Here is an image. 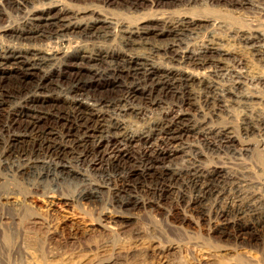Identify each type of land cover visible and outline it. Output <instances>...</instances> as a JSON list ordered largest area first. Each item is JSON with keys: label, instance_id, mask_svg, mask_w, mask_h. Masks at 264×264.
<instances>
[{"label": "bare ground", "instance_id": "6f19581e", "mask_svg": "<svg viewBox=\"0 0 264 264\" xmlns=\"http://www.w3.org/2000/svg\"><path fill=\"white\" fill-rule=\"evenodd\" d=\"M14 1L15 7L25 9L22 11L25 15L0 28V122L5 131L4 141L0 136V145L3 143L6 155L10 158L30 154L50 156L53 169L67 176H80L65 164L71 156H78L77 162L100 156L91 160L92 165L108 156L118 173L117 179L113 174L116 186L111 183L103 186L81 177L88 182L80 197L96 196L103 190L117 196L137 193L142 185L146 194L158 200L168 199L170 194L178 195L185 202L183 210L191 206V210H200L201 215L207 199L214 197L215 204L207 215L204 213L211 221L209 228L213 232L224 235L230 232L237 239H244L254 238L260 229L264 230V194L258 188L250 190L252 181L231 174V169L217 163L212 168L204 166L197 154L193 157L191 152L184 167L168 164L179 154L187 157L185 146L190 136L202 137L211 149L221 147L239 154L264 151V137L261 144L245 143L241 152L236 145L243 144L245 139L241 140L234 124H206L209 115H215L217 108L224 107L236 94L231 92L233 89L219 92L209 78L192 72V69L216 73L237 71L234 75L240 78V71H255L258 65L264 68V0H96L98 4L84 7L68 0ZM115 3L121 4L117 8L124 7L125 14L117 16L110 12L109 7ZM170 5L177 9L164 8ZM205 27L213 29V34L206 35L200 46H192L194 41L190 45L193 35ZM155 59L169 63H157ZM99 79L100 84L112 88H107L106 93L100 91L103 86ZM140 80L148 87L141 88ZM197 84L200 91L194 95L191 88ZM178 86L184 90L185 98L179 95ZM64 90L66 94H62ZM161 92L171 93L176 104L180 101L179 106L167 108L165 104L169 102H165ZM250 94L240 96L252 98ZM238 102L242 103V99ZM153 108L160 111V116L148 122L146 129L132 131L129 119H145L146 111ZM258 116L264 136V116ZM253 124L251 118H245L241 128L248 132ZM211 138L217 140L212 143ZM136 145L140 149L132 153ZM33 166L41 167V160L35 158L16 172L25 175L26 169ZM49 171L47 174L51 175ZM6 182L0 176V186L7 187ZM183 185L187 190L192 188V197L182 192ZM38 196H31L32 203L38 207L61 204L70 208L76 202L72 197L58 194L46 197L47 200ZM112 212L101 214L99 229L110 231L115 230V225L118 229L134 226L132 216H125L121 210L116 215ZM176 245L163 244L157 250L164 257Z\"/></svg>", "mask_w": 264, "mask_h": 264}, {"label": "rangeland", "instance_id": "374dc122", "mask_svg": "<svg viewBox=\"0 0 264 264\" xmlns=\"http://www.w3.org/2000/svg\"><path fill=\"white\" fill-rule=\"evenodd\" d=\"M13 1L14 0H0V28L11 23L13 18L14 20H20L22 14L23 16L25 15V13H22L25 9H18L14 6L15 4L13 5ZM68 1L70 4H74L78 7L98 4L96 0ZM117 4L118 3H115L110 6L109 10L117 16H122V14H125V9L124 7L121 8V6L120 8H117V6L121 5ZM172 6L173 5H170L164 8H168V10L177 9L176 6ZM158 9L160 10V8H157V10ZM218 9H220V7L216 8V10ZM141 10V12H145L144 9ZM210 34H213V29L205 27L201 29L200 33L196 32L193 35V39L196 38L195 40L192 39L188 42L190 45L195 42L192 44L194 47H197V45L200 46ZM106 44H108V42H106ZM155 62L161 64L169 63L168 60L157 61L156 59ZM175 64L176 63H173V65ZM256 64L258 65L257 62L255 63V66H257ZM179 66L182 67L183 64H180ZM183 67L186 66L184 65ZM258 67H256L255 71H240L243 73V75L241 73L240 78L239 76H236V74L234 75L237 71H219L216 73L215 71L208 72L207 69H192V72L195 71V74L209 78V80L218 86L219 92H222L225 89H233L234 91L232 90L231 92H235L234 94L237 95H235V97L231 100H228V102H225V111L224 107L221 108L220 106L217 108L218 111L215 115H209L211 118L209 117L206 124L209 126H216V123L234 124L237 134L241 135V140H247H243V144L240 142L236 145V148L241 152L243 151V146H246L248 142H251L252 144L256 143L255 145L258 143L261 144V140L264 137L261 133V118L258 116L259 114L262 115V117L264 116V68L259 65ZM205 74L207 75L205 76ZM210 77L213 79H210ZM101 82L102 81L100 80L99 84ZM126 83H129V81H126ZM139 83H142L141 88L148 87V84L142 80H140ZM62 84L65 83L62 82ZM100 86L103 85L100 84ZM107 88L111 89L112 87L103 86L100 88V91L102 90L103 93H106L108 90ZM191 89L193 90L194 95H196V93L198 94L196 91H200V86L194 85ZM177 90L179 95L185 98V92L180 89V86H178ZM62 94H66V91L62 92ZM167 94L169 95H165L162 92L160 93V95L165 96L162 97L165 102H169L165 104L167 108L169 105L175 106L180 103L179 101V103L176 104L175 102L177 100L172 97L173 95L168 92ZM249 94L252 98L245 97L244 99L240 96H248ZM240 98L242 99V103L238 102H241ZM243 102H250V104ZM153 109L154 110H148L149 112L146 111L147 116H145V119L135 117L130 119L127 118L129 119L128 125L130 126V129L137 132L144 127L146 129L149 125L148 122L154 121L155 118L160 116V111L155 108ZM192 112L194 115L196 114L195 111ZM217 114H220V116ZM214 117L216 119H214ZM245 118H251L254 121V126L251 127L248 132H244L241 128ZM210 122L211 124H209ZM137 124L140 125V129ZM1 125H3V122H0V136L3 139L5 131ZM135 127L137 129H135ZM211 139L212 140L209 141L212 143L217 140L214 138ZM186 142L187 144L184 146L187 148H185V152L187 153L188 158H184L182 154H179L174 156L172 158L173 161L168 162V164H176L177 166L175 165L174 167H184L188 164L186 160H189V153L191 152L193 157L197 154L195 156L197 158L199 157L204 166L212 168L216 165V163L217 165L226 166L229 170L231 169L229 171L231 174L240 176L250 181V183L252 181V185L249 187L250 190L251 188L252 190H256V188H258L257 190L263 192L264 194V151L260 152L255 150L253 153L245 152L243 154H239V152L222 150L220 147L221 145H219L220 148L211 149L208 145H206L207 142L205 139L203 140V138H200L199 136H190L189 141ZM1 145L0 162L2 164L0 163V166L2 167H0V176L7 181V187L0 186V264H107L105 261L108 262L109 260L108 264H264V230L260 229L258 236L254 238L247 237L244 239H237V236H234L235 234L233 233L229 232L224 235L223 232L216 231L215 233L209 228L211 227V221L208 219L209 217H206L205 215H207L208 210L215 204L214 197L207 199L205 203L206 211H203L205 215L204 213L201 215L200 210H198L196 206V209L194 210L190 209L191 206L189 209H186L188 211L183 210L182 204L185 202H181L177 194V196H175V194H170L171 196H168V199H166L167 197L161 200L155 199V196L153 197V195L148 193L147 195L143 191L144 186L142 185H140V190L138 191L139 193L133 191L128 194L125 192L118 193L117 196L114 194L111 195L108 190H103L100 192L101 194L99 193L96 196L89 195L87 197L86 195L85 197H80L82 192L85 193V189L87 187L85 184L88 182L82 181L83 178L81 177L88 178L92 182L100 183L103 186H108L106 185L107 183H111V186H116L113 182L118 178V173L115 168H113L114 165L111 164L108 156H106L102 162H97L95 165H92L93 162L91 160L100 159V156H96L97 158H90L87 161L81 160L78 162V156H71L74 158L67 159V162L70 160L69 164L66 161L65 164L74 168L73 170L77 171L80 176H67L57 173V171L53 169L51 166L52 160L50 156L45 155V157L44 155H40V157H37L30 154L29 156L24 157L11 155L12 158H10V156L5 154L3 143ZM258 147L261 150L263 149L262 145H258ZM139 149L140 146L136 145L133 147L132 153L137 152ZM29 158H32L31 160H34L35 158L41 160V167L46 166L44 167L46 170L43 167L33 166L32 168L28 167L26 169L25 175L19 171L16 172L18 167L31 161ZM7 164H9V168H7ZM4 169L6 170L4 171ZM48 170L52 171H49L52 173L51 175L47 174ZM41 172L43 173L41 174ZM113 174L116 175V179H114L115 175ZM260 187H262L261 189L263 190H261ZM181 190L183 193L185 192L184 194L187 193V197H192L194 195L192 188H188L187 190V188L183 185ZM57 194L72 197L76 199V202L72 207L68 208L61 204L57 206H45L44 204H41L42 207H40V205L38 207L31 201V196L36 197L39 195L38 197L47 200L48 198L46 197H50V195L57 196ZM26 196L28 198H26ZM147 196L149 200L146 199ZM25 207L29 208L28 211ZM120 210L125 216L128 215L127 217L132 216L134 218V226L126 229H118L115 225V230L110 231L102 228L99 229L97 224L100 223L99 217L101 219V214L106 212H112L115 214ZM213 213L214 211L212 214ZM199 216L201 217L199 218ZM202 217L204 218L202 219ZM211 218L213 220V216ZM206 224H209V226ZM227 234H229L230 237ZM162 243L166 245L177 244L178 246L176 245L177 248L175 250H171L170 253L168 252L165 254L166 257H163L157 250L159 246H163ZM123 255L126 256L124 257ZM117 258L122 260L119 261Z\"/></svg>", "mask_w": 264, "mask_h": 264}]
</instances>
